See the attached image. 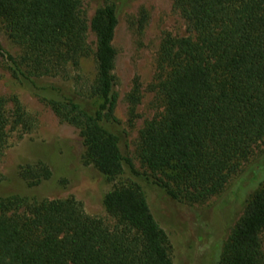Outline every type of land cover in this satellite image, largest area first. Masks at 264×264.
Here are the masks:
<instances>
[{"label": "trees", "instance_id": "trees-1", "mask_svg": "<svg viewBox=\"0 0 264 264\" xmlns=\"http://www.w3.org/2000/svg\"><path fill=\"white\" fill-rule=\"evenodd\" d=\"M178 6L191 34L162 42L164 111L138 136L142 161L153 173L172 170L174 187L138 171L114 129L115 5L106 3L88 20L82 0H0L4 29L23 49L14 56L0 41L14 77L39 87L36 77H68L82 57L94 58L85 94L98 100L96 108L55 86L60 98L50 104L79 130L87 159L111 184L103 196L106 218L88 214L74 198L0 196V264H174L167 233L143 193L121 181L123 173L147 176L173 199L197 200L219 192L264 138V0H179ZM8 123L0 95V159ZM18 174L34 185L52 171L36 161ZM262 232L264 185L250 195L219 264H264Z\"/></svg>", "mask_w": 264, "mask_h": 264}, {"label": "rangeland", "instance_id": "rangeland-1", "mask_svg": "<svg viewBox=\"0 0 264 264\" xmlns=\"http://www.w3.org/2000/svg\"><path fill=\"white\" fill-rule=\"evenodd\" d=\"M178 1L82 0V10L88 20L106 3L116 7L113 73L118 100L114 129L120 135L121 148L132 158L138 171L149 178L155 174L174 187L177 184L172 170L153 173L142 161L138 136L147 121L164 111L159 91L164 76L159 61L162 42L191 34ZM87 39L94 48L95 35L90 30ZM0 41L6 52L14 56L23 54L22 47L8 37L1 19ZM94 76V58L88 55L80 59L78 67L73 68L68 77H36L39 87H34L14 77L5 57L0 55V95L5 98L9 118L7 143L0 159V196L74 198L88 214L108 216L103 196L111 184L87 159L79 130L63 120L50 104L51 99L60 98L56 90L50 88L55 86L73 96L84 108L94 110L98 100L85 94ZM36 161L46 163L52 175L30 185L19 176L18 170ZM146 177L131 175L126 170L121 181L132 184L147 199L154 217L167 233L173 263L219 264L250 195L264 185V138L254 144L248 158L223 188L209 197L192 201L173 199ZM260 241L264 250V232L260 234Z\"/></svg>", "mask_w": 264, "mask_h": 264}]
</instances>
